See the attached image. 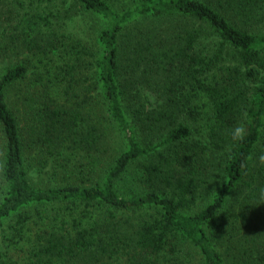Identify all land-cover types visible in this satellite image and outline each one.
<instances>
[{"label": "trees", "instance_id": "16d2710c", "mask_svg": "<svg viewBox=\"0 0 264 264\" xmlns=\"http://www.w3.org/2000/svg\"><path fill=\"white\" fill-rule=\"evenodd\" d=\"M0 61V264H264V0H0Z\"/></svg>", "mask_w": 264, "mask_h": 264}, {"label": "rangeland", "instance_id": "374dc122", "mask_svg": "<svg viewBox=\"0 0 264 264\" xmlns=\"http://www.w3.org/2000/svg\"><path fill=\"white\" fill-rule=\"evenodd\" d=\"M67 16H70L67 18V21L71 25L72 30L78 32L79 34L84 32L86 35L92 36L94 32H96V30H98V28L102 25V21L100 19L86 14L77 5L71 6L70 12L67 13ZM2 65L3 63L0 61V66ZM44 175V173H39L35 170H32L29 179L32 183H39Z\"/></svg>", "mask_w": 264, "mask_h": 264}, {"label": "clouds", "instance_id": "9594fccd", "mask_svg": "<svg viewBox=\"0 0 264 264\" xmlns=\"http://www.w3.org/2000/svg\"><path fill=\"white\" fill-rule=\"evenodd\" d=\"M246 132L244 126L238 124L234 129L231 130V138L234 141H242L245 138ZM260 163L264 164V154L258 157Z\"/></svg>", "mask_w": 264, "mask_h": 264}]
</instances>
